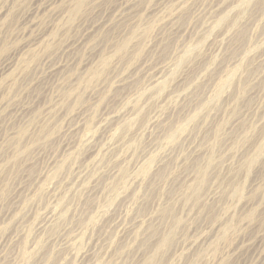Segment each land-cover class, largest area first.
Segmentation results:
<instances>
[{"label":"rangeland","instance_id":"obj_1","mask_svg":"<svg viewBox=\"0 0 264 264\" xmlns=\"http://www.w3.org/2000/svg\"><path fill=\"white\" fill-rule=\"evenodd\" d=\"M0 264H264V0H0Z\"/></svg>","mask_w":264,"mask_h":264},{"label":"bare ground","instance_id":"obj_2","mask_svg":"<svg viewBox=\"0 0 264 264\" xmlns=\"http://www.w3.org/2000/svg\"><path fill=\"white\" fill-rule=\"evenodd\" d=\"M228 80H229V79H228ZM228 80L223 81V82L221 83V87H220V88L224 87V86L227 84ZM33 245H34V244H33Z\"/></svg>","mask_w":264,"mask_h":264}]
</instances>
